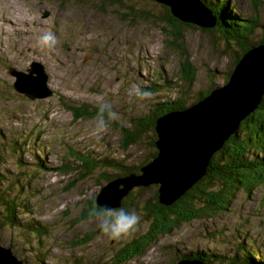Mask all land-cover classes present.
Listing matches in <instances>:
<instances>
[{"label":"rangeland","instance_id":"374dc122","mask_svg":"<svg viewBox=\"0 0 264 264\" xmlns=\"http://www.w3.org/2000/svg\"><path fill=\"white\" fill-rule=\"evenodd\" d=\"M228 6L259 19L253 41L264 40V0H229ZM18 7L24 20L13 12ZM164 12L151 0H0V173L7 178L1 190L17 197L24 224L8 226L0 201V243L8 248L13 243V253L26 264H103L121 244L147 230L145 217L135 211L140 217L135 231L119 239L100 233L96 219L80 221L106 184L105 174L115 171L95 167L84 175L79 169L62 173L56 168L75 160L72 151L131 167L152 160L157 149H150L151 137L144 135L122 150L119 125L133 130L132 123L158 103L184 95L191 105L198 93L226 83L238 49H225L217 34L193 25L182 27L177 44L183 50L159 21ZM46 32L56 36L51 47L40 43ZM187 56L197 70L192 90L178 80ZM33 62L44 66L53 91L48 98L31 100L14 89L16 77L10 70L26 72ZM134 86L150 96L135 97ZM105 100L118 116L96 139L92 129L97 118L76 121L67 106H97ZM156 193L157 185L136 192V209L143 211V202ZM32 221L48 228L47 234L39 238L29 232ZM86 236L92 239L78 244ZM238 242L259 249L264 257V187L250 195L240 190L229 211L180 225L127 264H175L181 253L197 249L230 258Z\"/></svg>","mask_w":264,"mask_h":264},{"label":"trees","instance_id":"16d2710c","mask_svg":"<svg viewBox=\"0 0 264 264\" xmlns=\"http://www.w3.org/2000/svg\"><path fill=\"white\" fill-rule=\"evenodd\" d=\"M80 1V0H76ZM115 3L121 0H112ZM204 4L210 8L217 18V26L214 29H203L211 34H217L223 47L227 50L235 46L234 56H232L233 68L237 65L242 56L257 44H264L261 39L258 42L253 41V37L259 29V19L253 17L248 18L241 13H236L229 8V0H202ZM165 8V12L159 21L164 24V29L173 37L175 46L184 50L183 46L177 44L182 41V27L193 25L182 23L171 16L169 9ZM177 44V45H176ZM230 72L225 77L228 81ZM197 70L191 63L190 57L187 56L179 71L180 84L192 90L196 82ZM170 83H173L172 81ZM215 86H212L206 93H198V97L194 102L199 101L208 94ZM184 95L176 100L158 103L145 116L135 120L132 123V129H127L123 125H119V131L122 134L123 143L122 150H128L142 136L149 135L150 149H155V141L157 134L155 132V122L158 117L173 110L185 109L189 106ZM74 114V119L91 120L98 118L97 106L91 104H82L80 106H67ZM73 152V162L56 168L62 173L71 171H81L85 175L86 171L92 168H107L115 171V174H105V182L125 177L128 174L140 173L142 165L147 164L149 160L141 163L136 167L125 166L114 158H104L96 160L91 154ZM155 151L154 156L156 155ZM98 162L100 164H98ZM69 165L73 167L69 168ZM44 167V165L42 164ZM38 167H40L38 165ZM80 167V168H78ZM38 169V168H37ZM82 175V176H84ZM7 181L4 174L0 173V201L3 208V215L8 226L22 227L18 217L19 204L16 196L9 194L8 190L2 191L3 183ZM264 187V98L259 107L241 122L239 130L232 135L224 144L223 148L216 152L207 168V173L195 185H193L179 200L170 206H164L158 202V193L153 199H147L143 202L142 210L138 207L137 200L139 194L136 192L144 191L145 188L137 187L132 190L123 200L122 207L129 211H135L138 215L145 217L147 221V230L139 236L132 237L128 241L121 244L112 254L110 259L103 264H127L133 259L142 257L148 248L157 241L160 236L171 235L175 229L182 224H188L196 219H213L216 216L230 210L236 194L242 190L248 195L252 194L258 188ZM96 197L91 199L80 216V221L94 220L90 216V210L97 207ZM142 205V204H141ZM79 221V222H80ZM29 226L28 231L33 235L37 234L42 237L47 234L48 228L36 221ZM34 223V224H33ZM92 239L91 236L82 238L78 244H85ZM246 241V240H243ZM14 251L15 245L9 244ZM236 247V246H235ZM245 242L237 243V251L230 258L224 255H211L206 250H196L188 253H181L177 261L186 259L201 260L205 264H213L214 260L221 261L223 264H264V257L259 249H247ZM257 253L259 255L257 256ZM261 253V254H260ZM213 258V259H212Z\"/></svg>","mask_w":264,"mask_h":264},{"label":"water","instance_id":"95a60500","mask_svg":"<svg viewBox=\"0 0 264 264\" xmlns=\"http://www.w3.org/2000/svg\"><path fill=\"white\" fill-rule=\"evenodd\" d=\"M167 7L172 17L202 29H214L217 18L202 0H151ZM14 89L31 100L48 98L53 91L41 63L33 62L26 72L10 70ZM264 98V44L242 56L228 81L185 109L173 110L155 122L157 149L153 159L132 173L107 182L96 196V204L122 207L137 187L158 186V201L170 206L207 173L213 155L239 130ZM0 264H26L11 248L0 243ZM175 264H205L201 260H179Z\"/></svg>","mask_w":264,"mask_h":264},{"label":"clouds","instance_id":"9594fccd","mask_svg":"<svg viewBox=\"0 0 264 264\" xmlns=\"http://www.w3.org/2000/svg\"><path fill=\"white\" fill-rule=\"evenodd\" d=\"M40 43L42 46H53L56 43L55 34L44 33L40 37ZM131 94L139 99L150 96L147 89H141L139 86H134ZM97 113L99 115L92 131L96 139H99V134L109 126L110 122L117 119L118 113L106 100L98 103ZM90 216L96 219L100 233L111 239H119L134 232L140 219L135 212L126 210L124 207H106L104 205L93 207L90 210Z\"/></svg>","mask_w":264,"mask_h":264},{"label":"bare ground","instance_id":"6f19581e","mask_svg":"<svg viewBox=\"0 0 264 264\" xmlns=\"http://www.w3.org/2000/svg\"><path fill=\"white\" fill-rule=\"evenodd\" d=\"M13 12H17V16L19 17V18H21L22 20H24L25 19V14H24V12L22 11V9L20 8V7H18L16 10H14ZM12 14V13H11ZM16 15V14H15ZM12 16V15H11ZM11 16H9V15H5V19H11L12 17ZM27 20V19H26ZM21 22H24V21H21Z\"/></svg>","mask_w":264,"mask_h":264}]
</instances>
